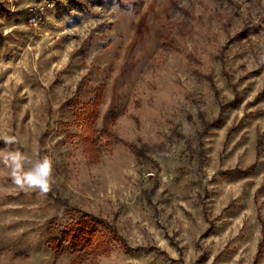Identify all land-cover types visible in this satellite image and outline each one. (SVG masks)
<instances>
[{
  "label": "rangeland",
  "instance_id": "obj_1",
  "mask_svg": "<svg viewBox=\"0 0 264 264\" xmlns=\"http://www.w3.org/2000/svg\"><path fill=\"white\" fill-rule=\"evenodd\" d=\"M5 134L56 184L0 165V264H264V0H0Z\"/></svg>",
  "mask_w": 264,
  "mask_h": 264
},
{
  "label": "clouds",
  "instance_id": "obj_2",
  "mask_svg": "<svg viewBox=\"0 0 264 264\" xmlns=\"http://www.w3.org/2000/svg\"><path fill=\"white\" fill-rule=\"evenodd\" d=\"M5 148L0 149V165L9 170L15 185L21 190H32L40 196H46L56 184L53 161L48 156L32 159L23 153L19 141L14 135H2Z\"/></svg>",
  "mask_w": 264,
  "mask_h": 264
},
{
  "label": "trees",
  "instance_id": "obj_3",
  "mask_svg": "<svg viewBox=\"0 0 264 264\" xmlns=\"http://www.w3.org/2000/svg\"><path fill=\"white\" fill-rule=\"evenodd\" d=\"M102 90L98 91L96 104L88 106L89 110H93L92 113L86 117L85 125L88 126L90 123V118L96 116V109L98 106L99 99L101 98ZM91 112V111H90ZM92 132L85 136L87 140L92 136ZM90 216L85 217V221L78 223L75 227H72L66 233V242H68L71 248L75 251L80 250H92L93 252L108 253L110 251L108 241L105 236L97 233L93 230L95 224H100L99 221L91 220Z\"/></svg>",
  "mask_w": 264,
  "mask_h": 264
}]
</instances>
